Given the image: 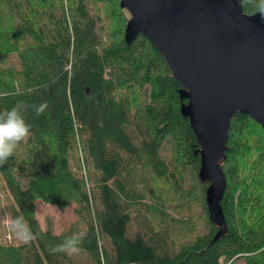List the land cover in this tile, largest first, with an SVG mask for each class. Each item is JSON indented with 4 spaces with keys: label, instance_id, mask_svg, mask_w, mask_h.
I'll return each mask as SVG.
<instances>
[{
    "label": "trees",
    "instance_id": "1",
    "mask_svg": "<svg viewBox=\"0 0 264 264\" xmlns=\"http://www.w3.org/2000/svg\"><path fill=\"white\" fill-rule=\"evenodd\" d=\"M119 1L0 0V111L49 105L27 109L31 133L0 167V264H264V127L230 119L213 241L182 85L146 37L126 42ZM37 200L74 221L41 227ZM74 234L75 251H53Z\"/></svg>",
    "mask_w": 264,
    "mask_h": 264
},
{
    "label": "water",
    "instance_id": "2",
    "mask_svg": "<svg viewBox=\"0 0 264 264\" xmlns=\"http://www.w3.org/2000/svg\"><path fill=\"white\" fill-rule=\"evenodd\" d=\"M119 2L129 13L126 42L146 37L182 85L180 112L199 146L198 177L208 182L205 201L217 240L227 232L220 201L230 119L244 113L264 127V20L245 14L240 0Z\"/></svg>",
    "mask_w": 264,
    "mask_h": 264
},
{
    "label": "clouds",
    "instance_id": "3",
    "mask_svg": "<svg viewBox=\"0 0 264 264\" xmlns=\"http://www.w3.org/2000/svg\"><path fill=\"white\" fill-rule=\"evenodd\" d=\"M240 3L241 6L251 5L264 20V0H240ZM30 107L34 108L36 116H40L45 113L49 105L47 101H42L38 105H29L24 101H17L10 109L0 111V167H3L8 159L13 156L18 145L29 137L32 124L25 113ZM83 239V234H74L55 246L53 251H75Z\"/></svg>",
    "mask_w": 264,
    "mask_h": 264
},
{
    "label": "rangeland",
    "instance_id": "4",
    "mask_svg": "<svg viewBox=\"0 0 264 264\" xmlns=\"http://www.w3.org/2000/svg\"><path fill=\"white\" fill-rule=\"evenodd\" d=\"M128 18L129 13L127 12ZM7 207V205H5ZM72 205L61 210L55 206L46 204L41 200H37L35 203V216L41 227H45V219L49 217L53 222V230L55 233H59L61 230L69 226L74 221L75 216L73 213ZM1 224L11 226L12 220L10 217H5L0 220ZM10 236L14 237L15 240L23 238L20 231H17L14 227L11 229ZM9 239V238H8ZM1 241H5L4 238H0ZM236 264H245L243 261H238Z\"/></svg>",
    "mask_w": 264,
    "mask_h": 264
}]
</instances>
